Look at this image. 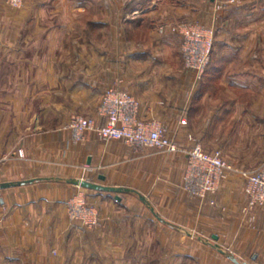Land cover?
I'll return each mask as SVG.
<instances>
[{"label": "crops", "instance_id": "crops-1", "mask_svg": "<svg viewBox=\"0 0 264 264\" xmlns=\"http://www.w3.org/2000/svg\"><path fill=\"white\" fill-rule=\"evenodd\" d=\"M59 1L25 0L23 9L15 10L0 0V184L34 180L0 190V264H97L102 259L141 264L147 245L157 242L156 230L165 227L197 231L187 232L188 243L202 242L214 254L264 264V207L254 221L245 214L246 177L240 171L229 173L219 192L201 201L184 188L187 152L134 148L104 141L93 131L77 142L67 128L75 115L103 125L99 107L109 87L118 86L140 100L141 119L160 121L185 151L199 132L204 143L238 130V45L230 42L238 38V16L220 15L213 59L197 94L178 57L180 38L148 40L158 24L196 19L194 0H108L110 11L102 14L107 20H89L86 27L83 20L93 14L49 9ZM146 1L151 7L144 6ZM205 8L211 26L212 13ZM84 28L90 34L106 29L107 44L85 41ZM228 30L237 35L231 32L220 41ZM35 100L43 101L39 111ZM196 111L197 120L191 117ZM23 115L24 123L19 122ZM185 117L188 125L182 127ZM259 123L251 118V130ZM18 148L25 157L18 156ZM84 177L136 190L149 204L133 193L119 194V200L117 193L83 188L99 210L100 224L79 238L67 216V203L78 192L68 179ZM152 229L154 235L148 233Z\"/></svg>", "mask_w": 264, "mask_h": 264}, {"label": "rangeland", "instance_id": "rangeland-1", "mask_svg": "<svg viewBox=\"0 0 264 264\" xmlns=\"http://www.w3.org/2000/svg\"><path fill=\"white\" fill-rule=\"evenodd\" d=\"M75 1L76 0H72V3H69V1L67 0H60L55 4H50L49 9L52 11H57L60 14L64 13V11L68 13L72 12L73 14L77 13L78 15L88 14L89 16V14H93L91 19L86 18L83 20L82 23H84V27L90 24L89 22L88 24L86 23L89 20H107V15L103 16L102 14H106L107 11H110L109 3L106 2L108 0H83L82 2L86 6H80V4H75ZM2 2L5 3L11 9L15 10H21L25 5V0L23 6L19 8L10 6L5 0H2ZM146 2L148 3V1ZM149 3L145 4L144 6L151 7ZM194 4L199 6V11L196 12V14H198L196 16V19L182 23H197L207 26V21L205 20L206 16L203 15V11L206 10L205 6L208 5L212 13V23L211 26L208 27H215L216 29L215 46L218 30L216 23L219 22L222 16L230 14H234L233 16H238V38H231V36H233V33L231 32H234L236 33L234 35H237L236 30H228L229 32H225L224 35L222 34L219 37V40L222 41L224 40V38H222L223 36H230V38L232 39H230V42L232 44L238 45V116L236 117V119L238 118V130L224 133V139L216 140L213 138H206L205 142L207 144L215 145L214 149L204 147L203 144H205V142L203 143L201 138L202 133L199 132L200 138L198 137V141L196 140V138L194 139V146L196 144H199L206 152L220 151L223 158L238 171H253L261 166H264V0H194ZM196 5L195 7H197ZM55 23H58V19L55 20ZM177 24L181 23H161L156 25V36H153L151 38L148 37V40H152V42H157L160 39L165 38L166 36H178L173 33H170L169 30L164 34L160 32L161 26H166L167 28H170L171 26ZM85 31L86 30L84 28L83 36L85 41L90 40V38H92L94 40V43L99 46L107 44V38L104 33L105 31H107L106 29L104 30L103 28V30H101L99 28H96L92 30L91 34L89 33V30L88 32ZM180 41L181 40H179V42ZM179 47L180 48H178V57L182 59L181 45H179ZM212 57L211 61L213 59ZM187 74L192 77L190 73L187 72ZM206 74H208L207 71L205 75ZM215 74L218 73H213L212 75ZM203 79L201 81H203ZM112 87L120 88L118 86H111L109 88ZM199 89H201L200 83H198V85L194 88L195 93H197ZM121 90L126 91L124 89ZM126 92L130 93L129 91ZM21 102L25 105L27 104L26 101ZM32 103L34 104L33 106L35 108V111H39L42 109V100H35L32 101ZM191 117L197 120L199 117L197 111ZM185 118L188 120V117ZM251 118L259 119L260 125L258 126L257 130H251ZM5 120L7 121V118ZM26 120L27 116L23 115L21 116L19 122L22 121V123H24L26 122ZM4 138H9V134L6 133ZM16 150L20 158L25 157L23 149L18 148ZM20 151L23 152V156L20 155ZM84 166L83 169L85 170ZM78 179L86 178L84 177ZM64 185L68 184L64 183ZM72 187H74L78 192L75 193L67 203V216L71 227L74 230H78L76 236L81 238L85 236V232H95L97 230L100 224V213L96 206L91 205V200L88 199L85 194L86 190L78 186ZM78 196L83 197L86 200L88 206H93L97 209L99 221L95 227H85L71 219L69 203L71 200L77 198ZM159 230L160 231H158V229L156 230V234L158 235V238L156 240L157 242L150 243L149 245H147V259L141 261V264H236L231 259L219 255L217 252L214 254V251L211 249H207L206 246H204L205 244L202 242L198 243L197 241H195L188 243V233L192 232L198 235L197 231L193 232L185 227L180 228L179 230L172 229L170 227L161 228ZM169 230H171V232H169ZM153 231L154 229H152L151 231L148 230V233L154 235ZM200 237L202 236L200 235ZM158 239H161V242ZM203 239H208L207 241H212V239H209V237H204ZM196 240L198 239L196 238ZM87 251L90 252L88 248ZM124 262L122 261L121 264H125ZM97 264H106V259L97 260ZM129 264H133V260Z\"/></svg>", "mask_w": 264, "mask_h": 264}, {"label": "built area", "instance_id": "built-area-1", "mask_svg": "<svg viewBox=\"0 0 264 264\" xmlns=\"http://www.w3.org/2000/svg\"><path fill=\"white\" fill-rule=\"evenodd\" d=\"M5 1L16 8L24 4V0ZM168 30L180 37L184 69L192 75L195 88L204 78L210 64L215 48L216 29L197 23L160 27L162 34ZM140 110L141 103L138 98L120 88L112 87L105 93L99 107V114L105 118L103 125H97L93 118L75 115L71 117L67 128L72 131L77 142L82 141L87 132L93 131L104 141L120 140L134 148H153L169 154L187 152L184 188L190 197L201 201L217 194L229 173L237 171L219 151L206 152L199 144L185 151L160 121L141 119ZM180 125L187 126L188 120L182 118ZM190 139L193 137L190 136ZM20 155L23 156L22 151ZM84 168L86 171L92 170L90 166ZM241 173L246 177L247 205L244 211L254 221L258 209L264 207V166ZM69 211L71 219L82 226L95 227L98 224L97 209L88 206L81 196L70 201Z\"/></svg>", "mask_w": 264, "mask_h": 264}, {"label": "water", "instance_id": "water-1", "mask_svg": "<svg viewBox=\"0 0 264 264\" xmlns=\"http://www.w3.org/2000/svg\"><path fill=\"white\" fill-rule=\"evenodd\" d=\"M102 179H104V176H101ZM34 182V180H27V181H19V182H5V183H1L0 184V190L1 189H5V188H10V187H14V186H20V185H24L26 183H32ZM68 183L73 184L75 186H78L80 188H84V189H90V190H95V191H100V192H113V193H117V199L121 200V197L119 194L122 193H133L135 195H137L138 197H140L143 201H145L146 203L149 204L148 200L146 199V197L144 195H142L141 193H139L136 190L130 189V188H123V187H113V186H107V185H103L97 182H93L91 180H87V179H68ZM213 238L215 240H218L217 236H213ZM216 248H218L222 253H226L219 244L215 245ZM230 257V259H232V261L236 264H249L247 262L244 261H240L237 257H235L232 254L228 255Z\"/></svg>", "mask_w": 264, "mask_h": 264}, {"label": "trees", "instance_id": "trees-1", "mask_svg": "<svg viewBox=\"0 0 264 264\" xmlns=\"http://www.w3.org/2000/svg\"><path fill=\"white\" fill-rule=\"evenodd\" d=\"M214 53V52H213ZM213 55V54H212Z\"/></svg>", "mask_w": 264, "mask_h": 264}]
</instances>
